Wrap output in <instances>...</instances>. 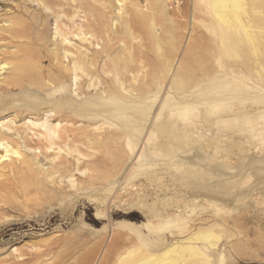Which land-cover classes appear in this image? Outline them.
Listing matches in <instances>:
<instances>
[{"label":"rangeland","instance_id":"rangeland-1","mask_svg":"<svg viewBox=\"0 0 264 264\" xmlns=\"http://www.w3.org/2000/svg\"><path fill=\"white\" fill-rule=\"evenodd\" d=\"M20 1L0 0V25L8 24L4 17ZM239 3L240 10L231 6L229 22L217 16L221 4L214 0H111L112 7L102 6L105 25L93 31L101 45L111 30L129 43L141 69L134 82L147 91H133L131 122L102 121L100 143L89 142L76 218L66 219L62 204L50 210L60 215L51 227L45 225L48 212L0 209V264H136L153 245L207 230L219 238L200 263L264 264V0ZM128 19L133 36L123 33ZM54 30L52 20L50 36ZM72 43L80 46L77 39ZM125 48L122 41L108 50ZM7 74L0 69V79ZM15 114L0 115V124ZM87 126L90 138L98 133ZM12 147L2 145L0 153ZM39 160L50 165V158ZM77 177L63 179L66 190L77 189ZM133 211L140 217L126 216ZM96 217L99 225L90 221ZM147 225L161 240L111 245L113 232L151 234ZM80 231L83 239L59 240Z\"/></svg>","mask_w":264,"mask_h":264},{"label":"bare ground","instance_id":"bare-ground-1","mask_svg":"<svg viewBox=\"0 0 264 264\" xmlns=\"http://www.w3.org/2000/svg\"><path fill=\"white\" fill-rule=\"evenodd\" d=\"M214 1L221 4L217 16L224 22L234 19L231 6L241 9L240 0ZM29 3H37L39 8L29 10ZM103 5L112 7L111 0H21L14 11L4 17L8 24L0 25V69H9V74L0 79V94H3L0 115L16 113L11 122L0 124V146L13 145L12 149L5 148V154L0 153V159L10 156L0 164L1 210L25 211L29 207L39 213L48 212L50 218L45 225L51 227L59 221L60 215L50 210L62 204L59 210L66 219L76 218L73 215L78 212L72 210L87 180L83 176L90 156L89 142L100 143L102 121L131 122L133 91H147L145 85L136 87L134 82L141 69L133 64L131 53L127 51L129 43L111 30L103 37L105 42L101 45V38L93 31L96 26L105 25L103 18L107 13ZM131 16L140 23L145 18L138 11H131ZM52 20L55 30L50 36ZM129 22V19L125 21L123 33L133 36ZM73 39H77L80 46H74ZM122 41L126 43V50H108ZM12 47L16 50H11ZM105 52L110 55L104 56ZM99 84L104 86V92H93ZM125 84L131 87L129 94L123 92ZM72 92H77V96ZM42 109H45L43 113ZM24 114L29 120L16 124V119ZM89 124L98 132L91 138L87 130ZM56 149L57 153H53ZM41 155L50 158L48 167L41 164ZM77 174V189L66 190L63 179ZM72 187H75L74 182ZM126 216L140 217L136 211ZM158 219L164 222L163 217L158 216ZM90 221L95 225L102 222L97 217ZM147 228L151 234L138 228L113 232L110 243L124 240L132 245L138 240H161L152 226L147 225ZM83 238L80 231L59 240ZM218 238L207 230L191 233L187 239L175 243L162 240L136 264H202L201 258L202 262L209 258L206 248L213 249L214 239ZM120 257L118 253L115 260Z\"/></svg>","mask_w":264,"mask_h":264}]
</instances>
